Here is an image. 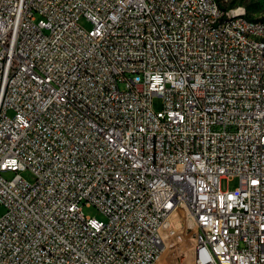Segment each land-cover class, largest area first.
Returning a JSON list of instances; mask_svg holds the SVG:
<instances>
[{
	"label": "built area",
	"instance_id": "built-area-1",
	"mask_svg": "<svg viewBox=\"0 0 264 264\" xmlns=\"http://www.w3.org/2000/svg\"><path fill=\"white\" fill-rule=\"evenodd\" d=\"M200 7L0 0V264H157L181 207L193 264H264L263 50Z\"/></svg>",
	"mask_w": 264,
	"mask_h": 264
},
{
	"label": "rangeland",
	"instance_id": "rangeland-1",
	"mask_svg": "<svg viewBox=\"0 0 264 264\" xmlns=\"http://www.w3.org/2000/svg\"><path fill=\"white\" fill-rule=\"evenodd\" d=\"M231 3L243 6L251 19H264V0H231ZM79 23L85 29L91 27L84 19H81ZM151 107L154 112L161 111L162 98L154 96L151 100ZM13 176L14 173L11 172L4 174L7 180ZM19 176L29 184L35 180L34 174L29 170L19 172ZM237 186V177L222 179L220 182L222 191L234 190ZM82 210L85 216L94 217L99 221L103 220L101 214L93 206H84ZM2 211L0 208V214ZM194 233V223L188 217L186 210L183 207L177 209L164 223L162 229L163 251L157 264H193Z\"/></svg>",
	"mask_w": 264,
	"mask_h": 264
},
{
	"label": "bare ground",
	"instance_id": "bare-ground-1",
	"mask_svg": "<svg viewBox=\"0 0 264 264\" xmlns=\"http://www.w3.org/2000/svg\"><path fill=\"white\" fill-rule=\"evenodd\" d=\"M223 4H232L231 0H223ZM189 14L195 19H209V12L201 11L200 0H188ZM229 24H234L236 43L261 44L259 61H264V29H257V33L244 31V24H250L246 10L245 14H230ZM252 28H260V21H252Z\"/></svg>",
	"mask_w": 264,
	"mask_h": 264
}]
</instances>
